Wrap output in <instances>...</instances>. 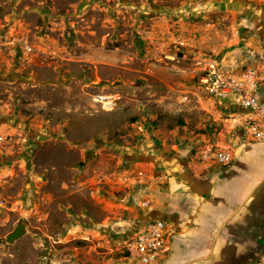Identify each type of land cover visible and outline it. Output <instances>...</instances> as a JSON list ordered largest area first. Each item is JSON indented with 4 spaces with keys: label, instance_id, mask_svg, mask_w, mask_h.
<instances>
[{
    "label": "rangeland",
    "instance_id": "rangeland-1",
    "mask_svg": "<svg viewBox=\"0 0 264 264\" xmlns=\"http://www.w3.org/2000/svg\"><path fill=\"white\" fill-rule=\"evenodd\" d=\"M262 2L0 0V264H134L160 163L135 156L217 137L200 77Z\"/></svg>",
    "mask_w": 264,
    "mask_h": 264
},
{
    "label": "crops",
    "instance_id": "crops-1",
    "mask_svg": "<svg viewBox=\"0 0 264 264\" xmlns=\"http://www.w3.org/2000/svg\"><path fill=\"white\" fill-rule=\"evenodd\" d=\"M262 1L243 11L240 37L227 51L231 61L240 48L264 58ZM227 140L233 159L225 167L206 169L192 147L136 154L151 166L160 161L146 180L153 210L141 211L137 227L161 218L177 229L160 264H256L264 253V141L242 134Z\"/></svg>",
    "mask_w": 264,
    "mask_h": 264
},
{
    "label": "built area",
    "instance_id": "built-area-1",
    "mask_svg": "<svg viewBox=\"0 0 264 264\" xmlns=\"http://www.w3.org/2000/svg\"><path fill=\"white\" fill-rule=\"evenodd\" d=\"M200 77L205 94L223 112L222 129H216L217 137L195 148L199 162L206 168L228 166L233 154L228 137L242 134L255 142L264 141V58H257L249 48H241L232 63L210 65ZM110 101L105 95L98 96ZM108 97V96H107ZM140 176L147 173L139 171ZM143 209H152V200H141ZM176 226L164 219L155 218L140 224L127 248L134 264H160L176 236ZM256 264H264V253Z\"/></svg>",
    "mask_w": 264,
    "mask_h": 264
},
{
    "label": "water",
    "instance_id": "water-1",
    "mask_svg": "<svg viewBox=\"0 0 264 264\" xmlns=\"http://www.w3.org/2000/svg\"><path fill=\"white\" fill-rule=\"evenodd\" d=\"M24 231H25V224L23 222H20L19 224L16 225L14 231L6 236V241L8 243H14L16 240L20 239L23 236Z\"/></svg>",
    "mask_w": 264,
    "mask_h": 264
},
{
    "label": "bare ground",
    "instance_id": "bare-ground-1",
    "mask_svg": "<svg viewBox=\"0 0 264 264\" xmlns=\"http://www.w3.org/2000/svg\"><path fill=\"white\" fill-rule=\"evenodd\" d=\"M106 98H109V97L106 96ZM94 100L95 101H99L100 98L99 97H96ZM104 102L105 103H104V107L103 108L105 110L109 111V110H112L113 109V102L112 101H104Z\"/></svg>",
    "mask_w": 264,
    "mask_h": 264
}]
</instances>
